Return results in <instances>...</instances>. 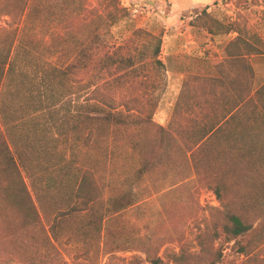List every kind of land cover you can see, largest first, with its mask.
Wrapping results in <instances>:
<instances>
[{
  "label": "rangeland",
  "instance_id": "rangeland-1",
  "mask_svg": "<svg viewBox=\"0 0 264 264\" xmlns=\"http://www.w3.org/2000/svg\"><path fill=\"white\" fill-rule=\"evenodd\" d=\"M8 23L0 17V34ZM232 24L264 52V0H29L11 45L12 67L0 81V125L11 153L16 157L17 147L27 141L33 164L42 162L50 183L62 180V195L51 199L49 211L77 206L82 215L99 203L110 209L124 194L133 200L109 212L99 237L77 231L82 216L69 220L56 243L67 264H149L139 250L147 236L162 242L157 256L163 264H172L181 248L197 252L195 236L211 223L208 207H219L208 186L217 174L223 196L258 220L237 241L214 242L221 251L215 264H264V123L255 125V138L226 133L214 142L199 175L172 152L164 168L140 174L141 143L155 130L150 124L111 125L107 131L95 122L76 141L60 142L49 109L38 107V100L50 103L49 96L59 94L54 106L61 113L95 104L129 120L192 126L201 107L223 89L213 79L236 83L243 74L229 54L245 55L253 84L264 82V53L247 54L240 42L228 45L236 36L227 31ZM99 92L109 104L89 100ZM16 217L12 207H0V225ZM0 264L21 263L0 259Z\"/></svg>",
  "mask_w": 264,
  "mask_h": 264
},
{
  "label": "trees",
  "instance_id": "trees-1",
  "mask_svg": "<svg viewBox=\"0 0 264 264\" xmlns=\"http://www.w3.org/2000/svg\"><path fill=\"white\" fill-rule=\"evenodd\" d=\"M59 1L73 4V0ZM28 2L29 0H0V17L9 18V28H2L4 34H0V81L2 75L10 71L12 67L9 61L10 49L16 27L25 14ZM8 29L12 31L10 34L7 32ZM230 30H233L236 36L228 45L240 42L245 45L247 54L264 53L259 48L248 44L242 37L245 33L243 29L232 24L227 28V31ZM158 52L159 46L155 48L154 55L157 56ZM228 56L237 59L243 68V74L236 83L231 79L226 83L221 80L224 77L213 79L220 82L223 89L216 97L209 98L206 105L201 107L198 111L199 116L194 120L192 126L166 128L160 124H153L151 119L146 121L144 119L129 120L121 113L112 112V110L95 104L84 105L81 111L77 110L75 113L65 111L61 113L54 106L57 104L56 102L60 101L59 94H51L49 96L50 103L47 99L38 100V107L49 109L52 126L56 128L55 138L60 142L69 137L76 141L80 131L86 125L91 126L95 122L104 126L103 128H106L107 131L111 125L127 128L132 122H146L155 130L141 143L142 165L138 172L141 174L159 171L164 168L163 161L172 152L181 159L184 158L189 169L190 162L195 173L199 175L200 170L207 163L205 157L207 151L214 142L220 140L226 133L250 139L255 138L259 135V130L255 125L264 123V82L253 84V75L252 73L249 75L247 72L249 64L244 59L245 55L239 53ZM224 89L231 92L230 95L225 93ZM98 95L91 96L89 100L96 97L93 99H99L103 105L109 104L102 93L99 92ZM226 98L228 101L225 102ZM176 111L177 106L175 105L172 109L173 120H175ZM233 125L236 127L235 132L232 131ZM88 139H90L89 136L85 138L86 141ZM27 143L24 140L20 144L21 148L16 146L15 157L11 153L0 125V207L10 206L17 215L15 219L7 218L0 225V259H16L21 264H67L56 243L60 236L67 232L66 227L69 220H76L78 216H82L84 222L78 226L77 231H81L85 236L94 234L99 237L109 212H117L132 204L133 200L129 194H124L111 201L110 209L103 208L99 203L96 208L93 205L90 206L89 211L82 215L78 213L77 206H70L66 211L60 209L49 211L51 199L62 195L64 187L59 184L62 183V180H58L59 183H50L49 180L53 179L48 176L42 162L33 164L32 147ZM20 167L29 178L35 199L24 181ZM33 168L36 170L34 171ZM185 179L187 176L183 178V180ZM222 180L221 175L217 174L208 183V186H212L219 207H208L213 219L211 218L210 225L200 229L195 236L197 252L191 253L181 248L178 253L172 255V264H215L221 254L219 249L213 247L216 240L237 241L238 238L253 229V224L258 218L253 219L247 215L244 207L233 204L231 200L223 196ZM38 181H42L44 186H38ZM79 189L80 187L76 190V194ZM89 202L91 201L89 200ZM139 243H141L139 250L145 254L149 264H163L157 256V251L162 244L158 238L152 239L147 236Z\"/></svg>",
  "mask_w": 264,
  "mask_h": 264
}]
</instances>
